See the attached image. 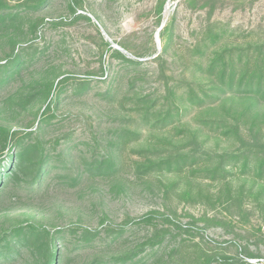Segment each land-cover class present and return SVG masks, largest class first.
<instances>
[{
	"label": "rangeland",
	"instance_id": "374dc122",
	"mask_svg": "<svg viewBox=\"0 0 264 264\" xmlns=\"http://www.w3.org/2000/svg\"><path fill=\"white\" fill-rule=\"evenodd\" d=\"M5 1L25 19L17 30L0 31V64L12 53V43L35 42L38 53L27 56L20 76L0 90V149L8 131L21 136L37 130L34 137L44 142L50 159L39 189L17 188L1 199L0 238L22 223L61 228L67 231L63 245L68 264H116V257L137 250L157 230H168L162 245L148 249L134 263L218 264L221 258H231L264 264V182L254 175L237 170L221 182L201 174L193 178L191 169L182 175L140 176L136 166L145 158L135 149L142 146L148 129L113 152L116 173L96 175L88 167L104 158L99 156L108 152V141L116 139L120 120L134 114L132 103L123 106L124 99L134 91L148 95L162 88L154 58L168 37L172 41L165 70L176 79L190 65L188 49L209 25L233 31V37L226 36L230 46L247 49L264 43V0H76L73 8L71 0H48L43 6L33 0ZM34 23L37 33L31 31ZM116 51L139 64L126 62ZM67 76L72 82L89 81V86L64 91L53 107L56 118L40 131L48 100L36 96L39 85ZM225 102L241 119L246 141L264 143V100ZM193 115L188 113L186 120ZM217 149L237 150L231 141ZM151 213L152 224L138 223ZM121 228L124 232L116 238V231L109 232ZM85 229L99 235L84 243Z\"/></svg>",
	"mask_w": 264,
	"mask_h": 264
},
{
	"label": "trees",
	"instance_id": "16d2710c",
	"mask_svg": "<svg viewBox=\"0 0 264 264\" xmlns=\"http://www.w3.org/2000/svg\"><path fill=\"white\" fill-rule=\"evenodd\" d=\"M33 1L38 6L48 3V0ZM76 3V0H71L70 7L73 8ZM23 19L25 17L19 10L15 11L5 0H0V31L17 30ZM38 29L37 23H34L31 31L37 33ZM226 36L233 37L234 33L221 25L203 28L198 40L188 49L190 65L184 66L176 79L167 77L165 70L168 65L165 56L172 41L168 37L162 52L154 58L155 74L159 76L162 88L160 86V90L148 95L134 91L124 99L123 106L132 103L134 114L125 115L120 120L116 139L107 143L109 153L99 156L104 157L100 160L90 162L89 170L96 175L116 173L118 165L114 153L122 150L130 139L142 136V130L148 129L142 146L135 149L140 157L145 158L136 166L140 176L152 173L182 175L191 169L193 178L201 174L203 179L221 182L238 170L264 182V143L246 141L240 130L241 119L232 115V108L225 102L234 98L264 100V43L248 45L245 49L227 44ZM37 53L35 42L27 41L18 46L12 43V53L0 64V90L15 76H20L27 56ZM115 54L126 62L139 64L120 52ZM186 71H190L189 77ZM70 86L83 91L89 86V81L72 82L67 76L39 85L41 91L36 96L48 100L39 119L40 131L56 118L53 107ZM108 94L110 96L111 92ZM191 112L194 115L187 121L186 116ZM36 131H25L21 136L16 130L5 134L0 149V201L17 188L34 190L42 186L50 153L41 138L34 137ZM8 139L13 141L11 146ZM223 141H231L236 149L240 147L231 152L219 151L217 148ZM263 191L264 185L260 189L261 193ZM154 215L151 213L138 223L152 224ZM162 216L169 221V216ZM177 228L182 230L183 227ZM114 231L116 238L123 234L124 228L109 230L110 233ZM169 232L157 230L147 243L116 257L114 261L116 264H136L134 260L142 253L162 245ZM98 235V232L89 229L81 232L84 243ZM66 237L67 231L61 228L53 231L33 223L14 226L0 238V264L18 261L25 264H68L70 259L66 258L69 255H65L63 245ZM83 242H78L79 247L83 246ZM219 260L218 264H245L243 260L231 258ZM205 264L212 263L207 260Z\"/></svg>",
	"mask_w": 264,
	"mask_h": 264
}]
</instances>
